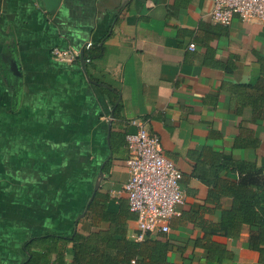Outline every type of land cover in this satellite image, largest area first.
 <instances>
[{
  "label": "crops",
  "instance_id": "1",
  "mask_svg": "<svg viewBox=\"0 0 264 264\" xmlns=\"http://www.w3.org/2000/svg\"><path fill=\"white\" fill-rule=\"evenodd\" d=\"M212 6L213 0H60L48 9L44 0H0V264H21L32 237L89 235L110 229L119 215L117 228L132 238L138 223L124 183L126 133L138 128L133 119H147L160 136L164 154L183 171L187 195L171 230L152 239L170 243V264L192 257L206 264L204 248L194 245L202 231L173 226L193 203H205L210 186L195 165L201 173L224 158L264 166V19L235 16L224 25L213 19ZM84 46L89 76L108 86L88 79ZM54 47L79 55L59 57ZM102 86L119 91V113ZM96 167L95 185L103 170L98 190L109 195L114 214L99 219L96 210L87 216L88 208L79 218ZM231 200L220 202L228 207ZM248 237V225L238 239L214 234L236 252L220 264H264L245 245Z\"/></svg>",
  "mask_w": 264,
  "mask_h": 264
},
{
  "label": "trees",
  "instance_id": "2",
  "mask_svg": "<svg viewBox=\"0 0 264 264\" xmlns=\"http://www.w3.org/2000/svg\"><path fill=\"white\" fill-rule=\"evenodd\" d=\"M87 55V54H86ZM85 55V59H86ZM115 108V114L122 108L119 91L113 88L101 87ZM212 172H200L195 165V173L210 186L204 204L193 203L184 210L173 226L190 223L202 231V235L194 238V245L204 248L206 264H220L227 258H234L235 251L226 243L213 238L221 233L229 238L238 239L245 225L249 226V237L245 245L258 250L264 259V166L247 160L222 159L219 163L212 162ZM228 169L227 176L222 171ZM93 179L87 196L79 203L78 215L82 213L91 197L100 167L94 168ZM79 185L83 180L80 179ZM232 198L228 207L221 205V198ZM109 195L101 189L95 194L87 216L96 210L101 219L107 213H112L108 204ZM218 213L217 218H209L206 214ZM121 215L110 219V229L93 231L89 235L80 232L71 235L46 233L28 239L24 243L27 257L21 264H170L167 252L171 245L163 239L154 240L148 235L145 240L127 238L126 231L117 228ZM72 242V248L68 244ZM73 254L68 258L67 253ZM135 259V262H132ZM182 264H201L191 259H184Z\"/></svg>",
  "mask_w": 264,
  "mask_h": 264
},
{
  "label": "built area",
  "instance_id": "3",
  "mask_svg": "<svg viewBox=\"0 0 264 264\" xmlns=\"http://www.w3.org/2000/svg\"><path fill=\"white\" fill-rule=\"evenodd\" d=\"M211 15L224 25L235 16L245 21L264 19V0H213ZM191 49L195 42L189 44ZM54 55L75 58L79 55L54 47ZM137 130L126 133L131 154L127 159L129 178L124 183L129 208L136 213L137 232L132 237L145 240L157 232H169L172 218L181 213L186 192L181 185L183 171L164 154L160 136L149 130L147 119H133ZM135 262V259H132Z\"/></svg>",
  "mask_w": 264,
  "mask_h": 264
},
{
  "label": "water",
  "instance_id": "4",
  "mask_svg": "<svg viewBox=\"0 0 264 264\" xmlns=\"http://www.w3.org/2000/svg\"><path fill=\"white\" fill-rule=\"evenodd\" d=\"M44 1H45V4H46V7H47L48 9H53V8H55V7L59 4V2H60V0H44ZM84 49H85V46L82 47V49H81L80 57H81V64H82V67H83V69L85 70L88 79H89L90 81H92L93 83H97V84H100V85L108 86V84L103 83V82H100V81H97V80L93 79L91 76H89L88 71H87V68H86V59H85ZM14 68H16V65H15V64H14ZM111 124H112V122L109 123V127H110V128H111ZM102 175H103V170L100 171V174H99V177H98L97 183H96V185H95V187H94L93 193H92L91 197L89 198V200H88V202H87V205H86V207H85V210L79 215V218H80V217H83V216L86 214V212H87V210H88V208H89V206H90L92 200H93L94 197H95L96 192H97L98 189H99V183H100V179H101Z\"/></svg>",
  "mask_w": 264,
  "mask_h": 264
}]
</instances>
